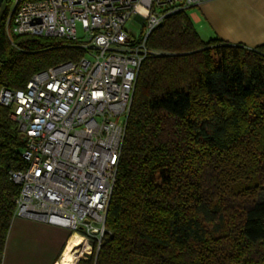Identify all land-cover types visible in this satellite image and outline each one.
Instances as JSON below:
<instances>
[{"label":"trees","instance_id":"trees-1","mask_svg":"<svg viewBox=\"0 0 264 264\" xmlns=\"http://www.w3.org/2000/svg\"><path fill=\"white\" fill-rule=\"evenodd\" d=\"M12 2L0 15V87L81 56L66 38L7 34ZM187 10L147 38L159 54L137 76L108 232L76 264H264V44L203 40ZM24 145L0 105V264Z\"/></svg>","mask_w":264,"mask_h":264},{"label":"built area","instance_id":"built-area-1","mask_svg":"<svg viewBox=\"0 0 264 264\" xmlns=\"http://www.w3.org/2000/svg\"><path fill=\"white\" fill-rule=\"evenodd\" d=\"M204 1L13 0L7 34L66 38L82 50L23 87H0L25 136L26 165L9 171L20 185L15 216L66 227L99 249L140 66L159 54L147 38L170 13Z\"/></svg>","mask_w":264,"mask_h":264},{"label":"crops","instance_id":"crops-1","mask_svg":"<svg viewBox=\"0 0 264 264\" xmlns=\"http://www.w3.org/2000/svg\"><path fill=\"white\" fill-rule=\"evenodd\" d=\"M187 13L203 40L220 38L250 48L264 44V0H206ZM70 236L66 227L16 215L2 264H54Z\"/></svg>","mask_w":264,"mask_h":264},{"label":"bare ground","instance_id":"bare-ground-1","mask_svg":"<svg viewBox=\"0 0 264 264\" xmlns=\"http://www.w3.org/2000/svg\"><path fill=\"white\" fill-rule=\"evenodd\" d=\"M70 237V242L56 264H76L82 254L90 252V245L83 235L75 232Z\"/></svg>","mask_w":264,"mask_h":264},{"label":"rangeland","instance_id":"rangeland-1","mask_svg":"<svg viewBox=\"0 0 264 264\" xmlns=\"http://www.w3.org/2000/svg\"><path fill=\"white\" fill-rule=\"evenodd\" d=\"M5 5H6V4H5V0H4L3 3H2V5H1V7H0V15H1V13H2L4 7H5ZM126 26H127V28H128L130 31H132L133 33H137V32H139V30H140V25H139V23H137V22L127 23ZM71 238H72V237H70V239H71ZM70 239H68V242H67L66 244H68V243L70 242ZM65 247H66V245H65ZM65 247H64V249H65ZM64 249H63V250H64ZM62 252H63V251H62ZM85 253H87V252H85ZM85 253L82 254L81 256L84 257V256L86 255ZM61 254H62V253H61ZM78 254H80V253H78ZM78 254H76V255H78ZM81 256H80V258H82ZM60 257H61V255H60ZM60 257H59V259H60ZM80 258H79V259H80ZM59 259H58V260H59ZM79 259H78V260H79ZM57 262H58V261H57ZM57 262H56V263H57Z\"/></svg>","mask_w":264,"mask_h":264},{"label":"water","instance_id":"water-1","mask_svg":"<svg viewBox=\"0 0 264 264\" xmlns=\"http://www.w3.org/2000/svg\"><path fill=\"white\" fill-rule=\"evenodd\" d=\"M2 2H3V0H0V7H1V5H2Z\"/></svg>","mask_w":264,"mask_h":264}]
</instances>
